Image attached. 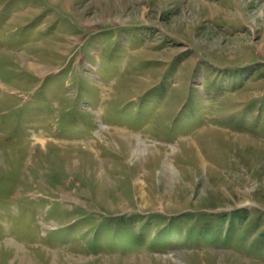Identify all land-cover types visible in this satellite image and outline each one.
<instances>
[{
	"label": "rangeland",
	"instance_id": "374dc122",
	"mask_svg": "<svg viewBox=\"0 0 264 264\" xmlns=\"http://www.w3.org/2000/svg\"><path fill=\"white\" fill-rule=\"evenodd\" d=\"M0 264H264V0H0Z\"/></svg>",
	"mask_w": 264,
	"mask_h": 264
},
{
	"label": "trees",
	"instance_id": "16d2710c",
	"mask_svg": "<svg viewBox=\"0 0 264 264\" xmlns=\"http://www.w3.org/2000/svg\"><path fill=\"white\" fill-rule=\"evenodd\" d=\"M200 223H202V222H200ZM169 226L171 227V223L169 224ZM184 231H185V230H184ZM166 232H168V231H166ZM196 233H197V232H195V231H190V232H189V234H196ZM141 234H142V233H141ZM153 239H156V237H154ZM153 239H152V240H153Z\"/></svg>",
	"mask_w": 264,
	"mask_h": 264
},
{
	"label": "bare ground",
	"instance_id": "6f19581e",
	"mask_svg": "<svg viewBox=\"0 0 264 264\" xmlns=\"http://www.w3.org/2000/svg\"><path fill=\"white\" fill-rule=\"evenodd\" d=\"M135 152V151H134ZM166 165V164H165ZM168 167V166H167ZM162 168V167H161ZM163 171V170H162ZM167 171V170H166ZM169 174V173H168Z\"/></svg>",
	"mask_w": 264,
	"mask_h": 264
}]
</instances>
